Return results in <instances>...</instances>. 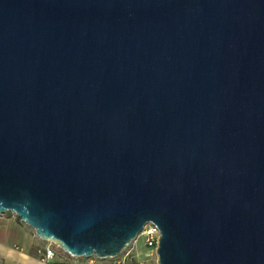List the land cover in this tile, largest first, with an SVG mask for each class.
Returning <instances> with one entry per match:
<instances>
[{"label": "water", "instance_id": "water-1", "mask_svg": "<svg viewBox=\"0 0 264 264\" xmlns=\"http://www.w3.org/2000/svg\"><path fill=\"white\" fill-rule=\"evenodd\" d=\"M74 257L148 223L158 264H264V0H0V214Z\"/></svg>", "mask_w": 264, "mask_h": 264}, {"label": "crops", "instance_id": "crops-1", "mask_svg": "<svg viewBox=\"0 0 264 264\" xmlns=\"http://www.w3.org/2000/svg\"><path fill=\"white\" fill-rule=\"evenodd\" d=\"M45 245L34 229L12 212L0 214V264H41L39 249ZM60 257L70 264L86 261L71 260L68 253Z\"/></svg>", "mask_w": 264, "mask_h": 264}, {"label": "built area", "instance_id": "built-area-1", "mask_svg": "<svg viewBox=\"0 0 264 264\" xmlns=\"http://www.w3.org/2000/svg\"><path fill=\"white\" fill-rule=\"evenodd\" d=\"M14 214V213H13ZM16 215V214H15ZM139 235L145 238V244L151 249L149 255L156 254L158 241L160 238V231L153 223H148L144 226ZM138 235V236H139ZM138 238V237H137ZM45 245L39 249V256L41 264H70L65 262L60 257V253H66L57 244L51 241H44ZM133 247L130 244L122 250L116 257H112L110 264H148L146 261L136 259L133 256ZM85 264H96L92 258H87Z\"/></svg>", "mask_w": 264, "mask_h": 264}, {"label": "rangeland", "instance_id": "rangeland-1", "mask_svg": "<svg viewBox=\"0 0 264 264\" xmlns=\"http://www.w3.org/2000/svg\"><path fill=\"white\" fill-rule=\"evenodd\" d=\"M130 247H133V256L136 259H140L143 261H146L148 264H158V257L154 253L152 255H149V252H151V249L147 247L145 244V238L143 235H139L136 240H133L130 243ZM94 260L96 264H110L112 261V257L108 258H98L96 256L90 257ZM71 260H80L81 262L86 261L87 258L85 257H70Z\"/></svg>", "mask_w": 264, "mask_h": 264}]
</instances>
